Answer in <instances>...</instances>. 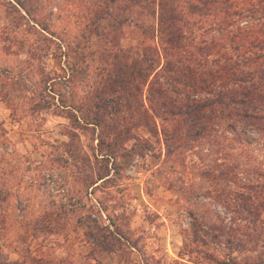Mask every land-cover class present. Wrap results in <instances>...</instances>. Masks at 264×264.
Masks as SVG:
<instances>
[{"label":"rangeland","instance_id":"rangeland-1","mask_svg":"<svg viewBox=\"0 0 264 264\" xmlns=\"http://www.w3.org/2000/svg\"><path fill=\"white\" fill-rule=\"evenodd\" d=\"M20 1L58 33L76 27L78 4L90 7L98 0ZM31 25L39 27L13 0H0V264H77L71 256L79 244L72 243L82 240L92 245L86 264H100L96 256L102 249L117 264H257L255 257L264 258V230L255 233L251 222L233 220L236 213L218 199L225 192L230 205L240 201L236 193H249L251 205L264 202V153L256 133L248 131L247 139L223 124L167 156L162 135L139 127L135 133L150 147L90 190L84 184L91 173L84 159L94 166L90 145L97 131L76 130V146L69 145L68 119L54 92L40 86L42 77L59 71L54 42ZM210 34L217 37L212 31L202 37ZM118 42L128 47L143 41L128 30ZM89 82L79 73L71 85L61 78L53 88L66 97L80 96ZM119 152L111 157L122 165ZM259 209L263 223L256 225L264 228V206ZM236 224L240 230L234 234L216 232L215 226Z\"/></svg>","mask_w":264,"mask_h":264},{"label":"trees","instance_id":"trees-1","mask_svg":"<svg viewBox=\"0 0 264 264\" xmlns=\"http://www.w3.org/2000/svg\"><path fill=\"white\" fill-rule=\"evenodd\" d=\"M13 1L39 26L31 25L37 34L54 42L52 56L60 61L59 71L42 77L40 86L45 93L54 92L68 119L69 145H74L76 130L97 131L90 145L94 166L84 159L91 172L84 184L90 190L108 182L110 170L116 173L150 147L135 133L139 127L162 135L167 156L223 124L224 130H236L247 139L246 133L254 131L264 153V0H150L142 5L139 0H98L90 7L78 4L76 27L58 33L36 19L32 7ZM128 30L142 44L121 47L120 34ZM208 31L217 37H202ZM79 73L90 79L80 96L71 92L66 97L53 88L61 78L71 85ZM117 150L122 165L111 157ZM220 176L224 178L223 170ZM225 196L218 199L236 213L233 220H247L261 234L264 228L256 221L264 202L253 206L249 193H236L240 201L228 205ZM215 227L219 235L240 230L237 224ZM240 234L250 238L248 232ZM255 260L264 264L260 256Z\"/></svg>","mask_w":264,"mask_h":264},{"label":"crops","instance_id":"crops-1","mask_svg":"<svg viewBox=\"0 0 264 264\" xmlns=\"http://www.w3.org/2000/svg\"><path fill=\"white\" fill-rule=\"evenodd\" d=\"M85 229V228H84ZM73 245L75 244H79V250L76 251L77 252H80L79 255H77L76 253L73 254V256H71V258L77 263V264H86V257L87 255L91 252L92 250V245L86 241V240H82L80 242H77V243H72ZM71 246V245H70ZM73 250L76 249V247H72ZM78 249V248H77ZM76 249V250H77ZM60 250V249H59ZM109 250V249H108ZM110 251V250H109ZM69 253H71V251H69ZM104 253H107L106 250H101L99 252V254L96 256V259L99 260L100 264H117L116 262H114V259L111 258L112 255H109V254H104ZM106 255V256H104ZM61 256V255H59ZM131 256V254H130ZM122 261V260H121ZM121 261H119V264H121ZM130 263V262H128ZM131 264V263H130ZM132 264H139V263H132Z\"/></svg>","mask_w":264,"mask_h":264},{"label":"built area","instance_id":"built-area-1","mask_svg":"<svg viewBox=\"0 0 264 264\" xmlns=\"http://www.w3.org/2000/svg\"><path fill=\"white\" fill-rule=\"evenodd\" d=\"M135 160H136V156L133 158V161H135ZM99 213H100L101 217L104 218V215H103L101 210H99Z\"/></svg>","mask_w":264,"mask_h":264}]
</instances>
